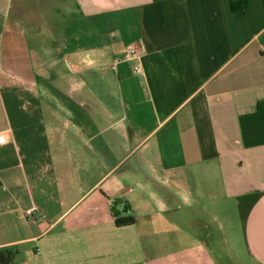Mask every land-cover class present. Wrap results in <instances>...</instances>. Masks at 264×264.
Segmentation results:
<instances>
[{
  "label": "crops",
  "instance_id": "obj_1",
  "mask_svg": "<svg viewBox=\"0 0 264 264\" xmlns=\"http://www.w3.org/2000/svg\"><path fill=\"white\" fill-rule=\"evenodd\" d=\"M0 136L12 264H264V0H0Z\"/></svg>",
  "mask_w": 264,
  "mask_h": 264
},
{
  "label": "trees",
  "instance_id": "obj_2",
  "mask_svg": "<svg viewBox=\"0 0 264 264\" xmlns=\"http://www.w3.org/2000/svg\"><path fill=\"white\" fill-rule=\"evenodd\" d=\"M232 8L234 10H241L246 8V3H232ZM134 222V216L119 217L116 213V223L118 226L129 225ZM17 248H5L0 249V264H12L17 255Z\"/></svg>",
  "mask_w": 264,
  "mask_h": 264
},
{
  "label": "built area",
  "instance_id": "obj_3",
  "mask_svg": "<svg viewBox=\"0 0 264 264\" xmlns=\"http://www.w3.org/2000/svg\"><path fill=\"white\" fill-rule=\"evenodd\" d=\"M135 71H136V72H139V71H140L139 66H136V67H135ZM5 140H6V137H4V136H0V142H3V141H5Z\"/></svg>",
  "mask_w": 264,
  "mask_h": 264
}]
</instances>
